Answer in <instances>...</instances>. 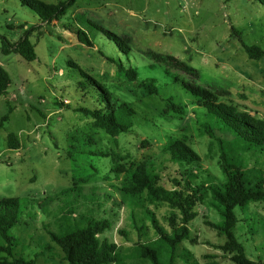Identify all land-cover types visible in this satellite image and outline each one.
Here are the masks:
<instances>
[{"label": "rangeland", "instance_id": "374dc122", "mask_svg": "<svg viewBox=\"0 0 264 264\" xmlns=\"http://www.w3.org/2000/svg\"><path fill=\"white\" fill-rule=\"evenodd\" d=\"M41 1L58 4L62 0ZM79 20H89L126 39L131 53L123 60L127 68L137 69V81L130 82L102 56L101 49L117 58V50L101 37L97 38L100 48L90 49L66 30V25ZM27 32H31L37 54L33 62L15 53L3 55L0 40V65L11 79L8 94L0 96V121L12 109L0 129V200L18 198L25 203L20 223L12 230L14 255L40 264H65L60 248L47 233L56 229L54 213L60 205L59 200L50 199L76 181L91 178L86 194L98 187L100 196L115 195L120 205L106 204L99 210L97 216L106 210L114 223L101 239L117 244L127 263L146 264L132 258L139 237L121 205V196L111 188L119 182L113 175V181L106 180L112 162L92 153L101 149L139 162L156 161L162 159V150L171 139L179 140L201 157L205 174L225 182L219 146L204 129L208 122L205 109L182 83L216 93L223 89L228 94L219 96L220 102L264 119V58L250 59L244 48L258 45L264 49V7L255 0H76L60 20L45 24L21 0H0V36L15 43ZM148 53L175 56L200 77L157 64ZM78 68L106 86L118 102L135 109L131 132L112 138L95 129L92 118L78 112L80 107L94 105L92 88L78 87L82 82ZM155 81L160 92L151 96L144 87ZM169 99L185 106L184 115L169 111ZM10 134L18 137L19 149H9ZM226 138L232 139L230 135ZM165 167L161 170L165 178L175 175V167ZM165 185L170 188L166 180ZM43 201L49 203L51 214L39 208ZM150 209L165 224L169 209L164 205ZM197 212L190 229L198 244L184 245L200 264H234L219 248L226 239L206 225V221L219 223L220 215L207 204L199 205ZM238 215L237 235L248 256L264 261V229L259 224L264 203L252 204L246 214L238 211ZM148 235L156 239L153 230Z\"/></svg>", "mask_w": 264, "mask_h": 264}, {"label": "trees", "instance_id": "16d2710c", "mask_svg": "<svg viewBox=\"0 0 264 264\" xmlns=\"http://www.w3.org/2000/svg\"><path fill=\"white\" fill-rule=\"evenodd\" d=\"M264 7V0H255ZM22 6L31 9L42 23L51 24L60 20L72 8L76 0H62L58 4H47L41 0H21ZM78 24L66 25V30L74 35L83 46L100 48L97 38L101 37L117 50V58L107 55L103 49V57L125 74L130 82L138 80L135 67H126L124 57L130 58L131 48L123 39L100 25L89 20H79ZM36 28L33 29L35 31ZM31 32L25 33L15 43H10L0 36L2 54L15 53L28 62L37 59L35 46L30 40ZM102 47V46H101ZM104 47V46H103ZM250 59L264 58V49L258 45H245ZM149 59L157 64L173 66L189 75L199 78V72L191 65L182 62L172 55L163 56L148 53ZM119 57V58H118ZM72 68L73 63L68 62ZM79 69L82 82L80 89L92 88L94 105L80 107L78 112L93 120V127L117 138L133 129V119L137 115L135 109L127 103H120L99 81ZM154 81V79H152ZM153 83V82H152ZM11 79L8 72L0 65V96L8 94ZM156 81L151 86L145 84L149 95H158L160 88ZM183 88L192 94L199 106L205 109L208 122L204 125L206 134L217 142L220 151L221 168L226 177L219 183L202 170L201 157L185 142L171 139L162 150L161 160L135 161L131 157H123L110 151L99 149L92 155L109 158L112 168L106 180L113 181L111 175L119 182L112 185L121 196V205L127 210L128 219L137 231L139 241L132 258L146 264H200L195 255L184 243L197 245L192 237L190 223L198 216L197 208L207 204L221 217L219 223L206 221V225L224 237L225 244L219 247L231 256L234 264H264L262 260H252L247 248L237 235L240 222L238 211L246 214L252 204L264 203V119L257 118L239 106L228 102H220L219 96L227 95L223 89L213 92L202 87L182 83ZM168 109L178 115H184L185 106L169 99ZM9 114L0 121V129L8 122ZM231 136V141L227 140ZM93 144H95L93 142ZM8 147L12 150L20 148L15 134L8 136ZM255 155L251 159L247 155ZM166 166V167H165ZM168 166V167H167ZM162 167H175V175L165 178ZM165 180L170 188L165 185ZM89 179H81L74 186L64 189L50 199L59 200L56 215V229H48L51 241L60 248L65 264H129L128 258L118 250L117 244L101 236L109 232L114 223L109 212L103 210V216H97L106 204L119 207L115 195L98 194V187H92L91 193H85ZM24 202L18 198L0 200V264H40L35 260L16 257L14 249L16 238L12 230L20 223ZM49 203L43 201L39 208L45 214H51ZM164 205L169 209L168 216L161 223L150 207ZM249 219V217H248ZM259 224L264 229V218ZM154 232L156 239L148 235ZM250 230H253L250 227ZM123 234H127L122 232ZM206 264H216L209 262Z\"/></svg>", "mask_w": 264, "mask_h": 264}]
</instances>
